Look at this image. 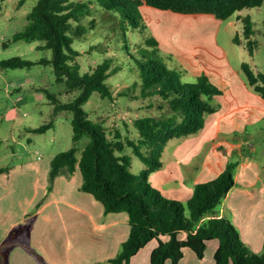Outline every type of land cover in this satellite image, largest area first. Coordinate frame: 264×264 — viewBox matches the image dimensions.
I'll list each match as a JSON object with an SVG mask.
<instances>
[{
    "label": "trees",
    "instance_id": "obj_1",
    "mask_svg": "<svg viewBox=\"0 0 264 264\" xmlns=\"http://www.w3.org/2000/svg\"><path fill=\"white\" fill-rule=\"evenodd\" d=\"M101 10L118 14L121 30L144 35V45L133 53L125 42L124 64L129 63L131 71L138 79L131 89L140 88L134 99H154L159 101L154 115L136 118L133 125L137 130L136 140L115 130L109 137L102 122L90 119L83 106L93 93L111 98L107 79L120 70L112 68V58L96 65L91 72L80 73L78 58L80 52L73 48L75 38L86 32L81 24L87 14L89 3L73 0H37L27 15V27L17 33L13 41L41 42L37 49L50 50L52 57L38 61L14 57L0 62L2 69L28 68L32 65H52L56 81L64 83L66 102H60L50 95L55 103V112L72 113L73 146L51 159L49 186L52 191L55 179L62 175H73L79 170L82 183L79 190L91 195L104 209V214L125 213L130 227L129 236L109 262L129 264L141 249L152 240L157 246L150 254V264H178L184 257L183 249H191L199 259H203L207 242L218 240L214 253V264H264V243L261 255L252 252L242 241L238 230L226 218L212 217L217 213L228 192L234 186V173L238 161L228 162L224 170L213 180L197 184L192 197L181 202L164 197L154 188L149 177L164 166L163 153L171 140L183 141L197 135L205 125L208 115L215 113L219 106L214 98L222 91L202 74L188 81V72L179 67L170 68L162 62L158 40L147 34V26L141 13L143 6L183 15H212L224 21L242 11L262 6L264 0H97ZM243 23V36L250 56L254 53L253 23L250 17L237 16ZM93 27L95 22H90ZM93 29V28H91ZM235 43L241 44L235 38ZM135 53V54H134ZM168 58V57H167ZM171 59V58H170ZM240 72L246 85L264 100V74H256L249 64L242 63ZM128 91L122 95L128 96ZM131 97V96H129ZM149 107H152L151 105ZM47 123L32 131L42 134L52 127ZM88 136L90 141L77 157V144ZM145 166L138 174L131 172V156L126 149ZM8 168L0 167V175ZM43 200V199H42ZM42 200L36 205L38 208ZM36 208V210L38 209ZM29 231L25 228L23 231ZM14 232V230H13ZM12 232V235H13ZM186 233L181 240L178 235ZM14 236V235H13ZM10 238L0 246V264H8L9 252L18 245L20 237ZM167 236L168 240L161 238ZM28 237L22 239L28 243ZM40 264L47 262L29 245H25ZM5 250V253L3 251ZM5 254V255H4ZM4 255V256H3Z\"/></svg>",
    "mask_w": 264,
    "mask_h": 264
},
{
    "label": "rangeland",
    "instance_id": "obj_2",
    "mask_svg": "<svg viewBox=\"0 0 264 264\" xmlns=\"http://www.w3.org/2000/svg\"><path fill=\"white\" fill-rule=\"evenodd\" d=\"M73 1L90 2L87 14L81 19V24L86 28V32L82 37L75 38L72 45L75 50L80 52L78 58L80 73L91 72L97 64L107 58H112V68H120L106 81L112 94L111 98L101 97L99 93H93L83 108L91 120L104 124L109 137H113L115 130H119L122 135L136 140L138 133L133 121L144 115H154L158 110L159 102L154 99L133 98L140 91L139 87L131 89L138 76L136 72L131 71L128 62L123 63L126 58L123 52L125 42L128 50L133 53L135 50L145 47L144 35L126 30V35L123 37L124 34L120 27L122 21L119 15L101 10L97 0ZM36 2L37 0H0V62L14 57L29 61L52 57L50 50L37 49L41 42L13 41L14 35L23 32L27 27L26 17ZM140 10L147 26V34L155 36L157 31L154 26H159L157 20H163V28L171 25L175 26L176 28H174L177 30L181 29V31L189 28L192 32L198 30L201 32L204 31V26H208L211 30L216 29L218 31V42L227 52L228 58L234 66L240 68L242 63H247L256 74H264V3L260 7L243 9L227 20H220L221 23L218 25L215 24L214 17L208 24H205L195 17H182L181 20L184 21H179L174 16L181 17L183 15L171 11H162L147 6ZM237 16L250 17L253 23L254 35L251 38L254 42L253 56H250L246 49L243 23ZM92 20L95 22L93 27L90 24ZM160 26H162L161 23ZM173 31L176 33V30ZM162 32L169 34L167 29L162 30ZM237 37L241 44L235 43ZM159 47L161 46L159 45ZM160 50L161 60L165 65L170 68L180 69L179 67H182L185 69L183 64L186 63L181 56L167 52L164 45ZM187 79L194 81L191 75ZM128 88H130L128 96H122ZM65 89L64 83L56 81L52 65L36 64L20 69L0 68V167L8 168L10 172V176L7 174L0 175V188L6 195L4 202L1 203L2 206H7L2 210L3 217H0V233L4 232L9 221H15V228L7 234L4 241L13 235L15 238L20 237L19 246L29 245L43 259L44 255L48 256L52 248L45 246L44 249H41V245L49 239L55 243L52 239L56 238V230L61 234L58 245L63 247L59 255L64 256L65 259L71 255V251L74 255L76 252L75 248H69L72 242L65 236L69 233H65L66 230L60 228V223L49 224L44 217L37 221L35 218L36 208H38L36 205L43 197L41 202H44L45 197L49 196L53 190L58 191L59 194L65 192V195L69 191L70 193L79 192L78 186L82 183L79 170L71 176L64 173L58 176L57 180L55 179L56 181L52 184V191L47 192L51 159L73 146L72 113L69 111L56 113V104L49 97L54 95L58 101L66 102L69 96L65 93ZM150 105L152 107H149ZM50 122L53 123L52 127L44 133L37 134L32 131ZM256 138L258 142H261L264 139V134L258 132ZM89 141L88 136H84L79 141L77 157H80L82 150ZM180 142L182 141L171 140L165 147L163 159L167 158L171 154L172 148ZM126 153L131 156L132 173L138 174L145 168L144 164L133 156L131 149L127 148ZM66 182L69 185H66ZM45 191L47 196L42 195ZM34 195V202L29 204ZM87 196L97 202L91 195L87 194ZM97 203L102 208L101 204ZM72 226L73 222H71L70 229ZM25 228H29L30 232L23 231ZM31 236L35 240L38 239L36 240L38 247L34 248L30 245ZM24 237H28V243L22 239ZM210 244L213 247L216 241L213 240ZM39 248L44 251V255ZM45 249L48 250L45 251ZM24 250L29 253L26 248ZM3 252L5 253V250ZM145 259H143V264H149L148 257ZM206 260L208 261V257Z\"/></svg>",
    "mask_w": 264,
    "mask_h": 264
},
{
    "label": "crops",
    "instance_id": "obj_3",
    "mask_svg": "<svg viewBox=\"0 0 264 264\" xmlns=\"http://www.w3.org/2000/svg\"><path fill=\"white\" fill-rule=\"evenodd\" d=\"M174 17L179 21H184L181 20L182 17H195L205 24L214 19L212 15L205 14ZM215 19V24L221 23ZM157 24L160 27L154 26L157 38L154 37L160 41L159 45L162 48L164 45L167 52L182 57L188 76L191 75L195 79L202 74L207 75L222 94L214 98L219 108L206 117L204 128L197 135L176 144L171 154L162 158L163 168L154 172L149 181L164 197L186 202L192 197L197 184L215 179L228 162L238 161L234 186L224 198L217 213L207 218L223 217L230 220L248 248L261 255L264 243V139L258 142L256 135L258 132L264 134V100L246 85L240 68L230 62L227 52L218 42L216 29L211 30L210 27L204 26V31L192 32L189 28L181 31L171 25L163 28V20H157ZM164 29H167L169 34L163 33ZM173 30H176V33ZM164 154L165 150L163 156ZM9 173L8 171L4 174ZM46 187L47 185L45 190ZM64 193L59 194L53 190L47 196L46 191L43 192L42 195L47 197L36 210L35 218L37 221L44 217L49 224L60 223V228L69 233L65 235L72 242L69 248H75L76 252L74 255L71 251V255L65 259L59 255L63 247L58 245L61 234L56 230V238L52 239L55 243L49 239L41 245V249L45 246L52 248L49 257L39 248L44 260L47 264H111L109 260L116 256L120 245L129 236L127 215H105L103 206L101 205V208L87 193ZM34 197L35 195L29 204L34 202ZM5 198L6 195L0 188V217H3L2 210L7 208L1 203ZM37 200L36 196V202ZM15 226V221L8 222L4 232L0 233V246ZM178 237L184 240L187 234L183 232ZM161 239L166 241L168 237ZM36 240L31 236L30 245L34 248L38 247ZM214 240L216 244L213 247L210 244L213 240L207 242L203 259H199L191 249L184 248V257L178 264H214V253L218 248V240ZM157 244L156 240L149 242L131 258L129 264H143V259L147 257L150 264V254ZM8 264L40 263L24 250V246L16 245L9 252Z\"/></svg>",
    "mask_w": 264,
    "mask_h": 264
}]
</instances>
